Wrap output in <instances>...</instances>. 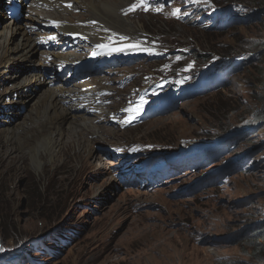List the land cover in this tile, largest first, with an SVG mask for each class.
<instances>
[{"label": "rangeland", "instance_id": "374dc122", "mask_svg": "<svg viewBox=\"0 0 264 264\" xmlns=\"http://www.w3.org/2000/svg\"><path fill=\"white\" fill-rule=\"evenodd\" d=\"M41 1H22V17L46 15ZM133 1L123 17L141 24L138 37L150 49L110 61L114 55H104L111 48L92 52L75 35L53 45L57 51L86 56L87 63L90 59V80L60 73V67L58 75L46 68L45 81L40 78L38 85L34 68L42 59L48 58L47 65L53 62L45 55L50 52L48 38L38 31L33 37L39 53L31 57L33 63L0 68V133L23 136L34 128L46 111L41 108V118L34 115L41 107L38 98L51 88L79 91L90 83L84 96L102 99L94 104L100 106L101 118L90 104L67 101L63 108L74 109L57 142L60 154L42 157L39 168L24 150L0 149V264L253 262L244 255V240L254 226H264V123L248 127L251 118H239L254 105L249 83L259 62L253 59L264 61V49L251 45L264 43V12L245 0L256 20L239 16L237 24L206 34L201 14L212 10L210 0H143L131 14L141 3ZM214 1L227 5V0ZM84 2L89 8L92 0ZM1 11L3 33L11 16L6 8ZM69 12L88 14L87 8L71 7ZM180 16L199 24L185 25L177 21ZM242 19L247 21L240 23ZM23 21L19 24L29 20ZM5 37L0 34V41ZM64 41L78 43L77 50H64ZM229 58L236 63L229 83L211 94L185 98L163 114L155 99L162 92L145 95L160 82L168 90L189 87L203 71ZM86 61L79 62L85 66ZM94 79L105 81L100 94ZM26 80L35 87L31 100L27 94H13ZM151 160L149 170L145 167ZM165 166L164 175L154 178ZM135 167L145 170L144 176L130 171Z\"/></svg>", "mask_w": 264, "mask_h": 264}, {"label": "bare ground", "instance_id": "6f19581e", "mask_svg": "<svg viewBox=\"0 0 264 264\" xmlns=\"http://www.w3.org/2000/svg\"><path fill=\"white\" fill-rule=\"evenodd\" d=\"M22 1L28 2L29 0H0V15L2 14L1 10L6 8L11 16V19L5 23L3 33H0L6 35L3 42L0 41V68L12 69L15 64L26 63L27 65V63L32 62L30 60L31 57L34 58V56L39 53V43L33 37L34 33L38 31V35L41 38L45 36L48 38L45 42L50 46V52L45 55L48 57L52 56L51 58H53V62L50 65L46 64L47 58L42 59V61L39 60V68H34L35 74L33 75V79L35 78L38 85L40 84V78L45 81V77L47 76L46 68H49L50 71L58 75L57 70L59 71V67L63 68L64 66H69L71 71H73L72 68L76 62L86 61V56L84 57L82 54L78 55L76 53H69L68 51L61 52L52 49L53 45L57 46L58 38L64 40L66 35L78 36L80 45L88 46L91 48L92 52L96 51L95 47H98V50L103 47L111 48L106 51L108 54L105 52L106 55H104V59L114 55L109 57L110 61L133 56L151 47L149 44L141 42L142 37H138L141 24L133 21L131 16L126 18L123 17V13L133 5V0H92L89 4V8L88 5L85 4V0H42V5L38 3L42 6L40 9H44L45 12L47 11L50 14H37L36 19L30 17L24 19L22 17V12L24 11L20 5ZM69 4L73 7V11L74 9L87 8L88 14H82L80 16L71 14L69 12V7H67ZM132 13L134 12L132 11L131 14ZM22 20L29 21H26L24 24H19ZM2 23L3 20L0 19V24ZM18 36L19 43H15ZM72 43H70V49H75V44L78 43ZM94 57L95 55L91 58L93 59ZM52 68H54V70H52ZM57 80L60 81L61 84H64V80L60 78ZM92 82L95 83V91L100 94L105 81L94 79ZM45 84L47 85V82L44 83V85ZM31 85L32 83L26 80L16 87L13 94L16 95L17 93L18 96L27 94L29 96L30 91L35 89V87ZM89 85L90 83L85 84V87H79V91H70L63 88V86H58L56 88H51L46 93H42L38 98V105H41V107L36 109L34 115L41 118V108L45 107L44 120L42 118L39 123L36 122L35 124L37 125L32 129L26 130L23 136H18L15 132L7 130L0 133V149L7 148L11 153L24 150L32 156L33 162L38 165V168L41 166L39 160H41L42 157L53 158L58 155V153L60 154L61 147L57 145V142L62 135L63 124L71 117V111L74 109L70 106L67 108L65 107L66 109L63 108V106L68 103V100L75 101L76 99H80L85 104H90V109L96 111L98 118H101L100 106L94 105L95 103H102L101 97L95 95H90L89 97L84 96L85 90ZM32 97H34V94L29 96L28 99L31 100ZM80 107H82V104ZM127 108L130 107L125 106L124 109ZM34 121L36 120L34 119ZM25 129H27L26 126ZM1 155L2 154H0V157ZM136 169L135 167L130 171L135 172Z\"/></svg>", "mask_w": 264, "mask_h": 264}, {"label": "trees", "instance_id": "16d2710c", "mask_svg": "<svg viewBox=\"0 0 264 264\" xmlns=\"http://www.w3.org/2000/svg\"><path fill=\"white\" fill-rule=\"evenodd\" d=\"M251 2V5L259 6V8H262L261 10L264 12V0H248ZM231 2H237V3H232L229 5ZM256 2L259 5H256ZM211 3V8L213 9V14L208 20L207 26L204 27V30L206 34H213L217 30H222L229 25H233L234 23L237 24L239 16H246L248 19V22L251 20H256L258 16L256 17L257 14L254 16L251 14L252 11L249 8L250 6L245 3V0H227L225 3L224 7L219 6L220 3H217V1L210 0ZM223 3V2H221ZM248 5V6H247ZM258 9V8H257ZM261 11V12H262ZM254 13V12H253ZM246 20V19H245ZM244 19L240 20L239 22H244ZM247 21V20H246ZM245 21V22H246ZM185 25H191L194 27H197L199 22L198 21H193V24L183 20L182 21ZM244 22V23H245ZM247 22V23H248ZM244 25V24H243ZM260 47L262 50L264 49V43L261 42H252L251 47L256 48ZM259 51L257 54H259ZM264 52V51H263ZM260 56L257 55V57ZM234 60V59H233ZM230 62V58L226 59L222 63L218 65V67L222 70V82L214 87H211L208 92L203 93L201 95L206 96L209 93H213L219 89L224 88L228 83V78H229V70L232 67H235V62L234 61ZM252 60V59H249ZM253 61L259 62L255 65V69L257 70L256 74L252 75V80H250V93L253 95L254 98V105L250 106L252 109L249 110L246 114L241 116L239 120L244 122L246 118H251V123L248 124V127H253L254 124L257 126L259 123H264V61H257V58L253 59ZM244 62V60L242 61ZM231 64V65H230ZM243 65H247L246 62L243 63ZM206 94V95H205ZM200 96V95H199ZM254 107V108H253ZM249 113V115H247ZM246 244V249H244V255L248 256L253 262H245L243 260H233L227 264H254L256 262L257 264L259 262H264V226L260 227H253L249 232L248 235L246 236V239L244 240Z\"/></svg>", "mask_w": 264, "mask_h": 264}, {"label": "snow or ice", "instance_id": "6c2138e0", "mask_svg": "<svg viewBox=\"0 0 264 264\" xmlns=\"http://www.w3.org/2000/svg\"><path fill=\"white\" fill-rule=\"evenodd\" d=\"M138 6H143V0H141V3H140L139 5H134V6L132 7V9H130V10H135V8L138 7ZM67 7L71 8V4L67 5ZM145 10H147V9H145ZM57 26H58V25H57ZM145 51H148L149 54H152V53H151V50H145ZM126 111H131V110L126 109ZM138 114H139V111L137 110L136 112H134V113L129 117L128 122L131 123V122L136 118V115H138Z\"/></svg>", "mask_w": 264, "mask_h": 264}]
</instances>
